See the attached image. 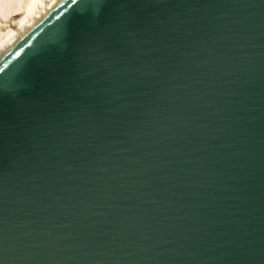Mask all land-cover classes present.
I'll use <instances>...</instances> for the list:
<instances>
[{
	"label": "water",
	"instance_id": "obj_1",
	"mask_svg": "<svg viewBox=\"0 0 264 264\" xmlns=\"http://www.w3.org/2000/svg\"><path fill=\"white\" fill-rule=\"evenodd\" d=\"M0 264H264V0H64L9 53Z\"/></svg>",
	"mask_w": 264,
	"mask_h": 264
},
{
	"label": "bare ground",
	"instance_id": "obj_2",
	"mask_svg": "<svg viewBox=\"0 0 264 264\" xmlns=\"http://www.w3.org/2000/svg\"><path fill=\"white\" fill-rule=\"evenodd\" d=\"M3 9L0 16H5V23L9 16L22 15L19 26L16 30L11 29L5 36V40H0V62L11 53L47 16H49L64 0H2ZM24 11V13L22 12ZM3 16V18H4ZM2 23V22H0ZM3 37V36H2ZM1 39V38H0Z\"/></svg>",
	"mask_w": 264,
	"mask_h": 264
},
{
	"label": "rangeland",
	"instance_id": "obj_3",
	"mask_svg": "<svg viewBox=\"0 0 264 264\" xmlns=\"http://www.w3.org/2000/svg\"><path fill=\"white\" fill-rule=\"evenodd\" d=\"M2 9H3V1L2 0H0V16H1V14H2ZM23 13H24V11H22ZM6 15H7V13H5ZM15 13H12L10 16H9V21L8 22H4L3 20H5V16H4V18H3V16H2V19L3 20H0V22H2V23H0V40H5L6 39V35H7V33L11 30V29H14V30H16L17 28H18V24H19V22H20V20L22 19V17L24 16V14H22V15H14ZM8 31V32H7ZM3 36V37H2Z\"/></svg>",
	"mask_w": 264,
	"mask_h": 264
}]
</instances>
